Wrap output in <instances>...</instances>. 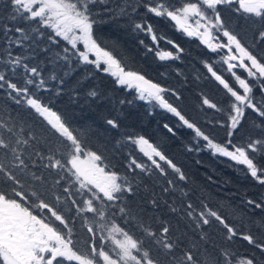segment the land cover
Returning a JSON list of instances; mask_svg holds the SVG:
<instances>
[{
    "label": "trees",
    "instance_id": "16d2710c",
    "mask_svg": "<svg viewBox=\"0 0 264 264\" xmlns=\"http://www.w3.org/2000/svg\"><path fill=\"white\" fill-rule=\"evenodd\" d=\"M57 1L87 20L95 47L124 73L156 84L174 114L85 63L81 47L16 0H0V199L87 264H264V13L212 9L220 31L257 63L244 69L170 17L198 0ZM140 140L158 157H146ZM214 148L244 158L257 176ZM79 155L118 180L112 199L75 172ZM123 236L136 245L131 259L116 244Z\"/></svg>",
    "mask_w": 264,
    "mask_h": 264
},
{
    "label": "rangeland",
    "instance_id": "374dc122",
    "mask_svg": "<svg viewBox=\"0 0 264 264\" xmlns=\"http://www.w3.org/2000/svg\"><path fill=\"white\" fill-rule=\"evenodd\" d=\"M16 1L26 10L31 12L33 17L41 19L46 26L53 29L60 38L66 40L71 46L74 48L81 47L83 50L82 60L85 63L93 64L97 68L103 69L106 73L111 75L121 87H126L129 90L133 89L128 82L129 74L124 73L109 55L95 47L92 39L91 27L87 20L78 16H73L66 6L57 0ZM198 1L200 5L187 7L180 12L178 16L171 17L177 24L178 29L180 30V27L182 26H184L185 29H189V33L192 37L197 38L204 46L211 49L215 48V50H220L221 47H223L222 49H225V47L228 46L234 47V54L231 55V57L237 56L242 62V58L237 52V42L223 31H220V19L218 15L212 11L215 4L219 3L221 0ZM263 5L264 0H241L240 2L241 10L246 13H261L262 10H264ZM218 36L225 38L224 41L220 42ZM169 57L170 56L168 55L160 56L162 60H168ZM225 62L233 64V61L231 60H225ZM233 65L236 67L240 66L239 64ZM241 65L242 68L248 69L247 64ZM250 66L254 69L256 68V64H250ZM239 85L245 90V94L248 95L249 91L244 83L240 82ZM138 93L141 100L144 102H154L158 104L162 110L174 114V111L162 101L161 97L154 98L150 95L142 94L140 92ZM29 106L44 117L59 134L72 141L68 132L49 111L43 109L40 105L32 101L29 102ZM138 146L141 152L149 159L154 160L158 157L153 149L149 148L144 141H138ZM213 151L217 155L229 157L242 163L249 168L254 176H257V172L244 158L228 154L226 151L220 149L214 148ZM72 166L83 182L94 187L103 197L112 199L113 195L117 192L118 180L114 177L106 176L98 167L95 158H84L79 155L72 162ZM13 219L16 220L15 223H13ZM7 220H9L8 223ZM16 237L18 238L16 239ZM30 241L38 244V253L48 249L50 256L53 255L70 261L79 262L80 264H87L75 257L71 253L69 245L57 237L51 229L40 226L38 221L30 217L17 205L7 203L0 199V253L6 264H34L33 259L30 260L32 254L28 252V249H21L22 245L29 244ZM116 244L124 251L125 256L131 259L136 245L125 236L116 240ZM47 260L48 259H45L37 264L47 263ZM105 260L108 264H116L106 258Z\"/></svg>",
    "mask_w": 264,
    "mask_h": 264
},
{
    "label": "flooded vegetation",
    "instance_id": "af4514ba",
    "mask_svg": "<svg viewBox=\"0 0 264 264\" xmlns=\"http://www.w3.org/2000/svg\"><path fill=\"white\" fill-rule=\"evenodd\" d=\"M257 1V0H256ZM240 2L241 0H234V1H230V0H221L219 3H216L214 8H218L219 6H223V3L227 4V3H233L234 5L237 4V7L239 8L240 11L241 8H240ZM255 3V2H253ZM264 6V5H263ZM244 12V11H242ZM246 13V12H244ZM264 13V10H262V12L258 13V14H254V13H247L249 15H253V16H261L262 14ZM170 17H173V16H170ZM180 31L183 32L184 34H186L188 36V38H191V39H197L195 37H192V35H190L189 33V29H185L184 26L180 27ZM225 33V32H224ZM227 34V33H226ZM229 35V34H227ZM230 36V35H229ZM231 37V36H230ZM225 39V38H224ZM234 39V38H232ZM235 40V39H234ZM236 41V40H235ZM237 42V41H236ZM237 45V52H238V55L242 58V62L240 59H238L239 57H235V56H232L234 54V47H225V49H223L227 54L225 55V60L227 61H233V64H257L251 57L250 55H248V53H246L242 48H240V46L238 45V43H236ZM206 47V46H205ZM208 50H210L211 52H217V50H215V48H209V47H206ZM223 48V47H222ZM233 48V49H232ZM231 57V58H230ZM225 62V61H224ZM226 64H229L227 62H225ZM231 64V63H230ZM9 222V220H7V223ZM16 220L13 219V223H15ZM40 226H42L40 223H39ZM43 227V226H42ZM15 238V237H14ZM18 237H16L17 239ZM26 242V241H25ZM23 244V242H22ZM24 248H27L28 249V252L32 254V257L30 258V260L33 259L34 261V264H37V263H41L42 261H44L45 259H48L47 260V263H44V264H54L58 259L59 257H56V256H53V255H49L48 253V249L47 250H44L42 251L41 253H38V244H36V242H33V241H30L29 244H25V245H22L21 246V249H24Z\"/></svg>",
    "mask_w": 264,
    "mask_h": 264
},
{
    "label": "water",
    "instance_id": "95a60500",
    "mask_svg": "<svg viewBox=\"0 0 264 264\" xmlns=\"http://www.w3.org/2000/svg\"><path fill=\"white\" fill-rule=\"evenodd\" d=\"M242 66L241 64H239ZM128 82L132 85L136 90L143 94L150 95L154 98H159L161 95L160 88L152 83L151 81L137 75H129Z\"/></svg>",
    "mask_w": 264,
    "mask_h": 264
}]
</instances>
